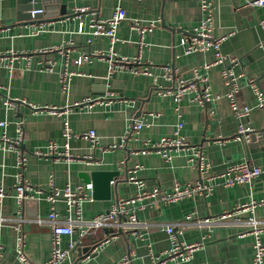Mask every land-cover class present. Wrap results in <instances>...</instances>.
<instances>
[{"label":"crops","instance_id":"crops-1","mask_svg":"<svg viewBox=\"0 0 264 264\" xmlns=\"http://www.w3.org/2000/svg\"><path fill=\"white\" fill-rule=\"evenodd\" d=\"M248 1L251 0H212L215 6L213 37H225L222 54L237 59L232 70L242 75L238 102L250 109L249 114L238 119L230 110L225 97L228 89L220 76L222 65H215L207 72L211 94L217 99L199 104L191 100L193 93L188 92L179 103L183 121L181 133L191 146L201 149L210 166L202 180L205 185L210 183L206 178L223 173L243 160L264 166V133L252 135L250 145L234 139L239 122L258 133L264 130V107H256L255 95L247 82L254 80L264 95V30L258 25L264 17V7L250 5ZM55 4L64 7V16L60 18L56 13L44 17L38 24H29L18 19L27 13L18 11L22 6L18 0H0V121L7 122L5 131L10 138L16 136L15 122L22 121L24 134L20 150L26 158L23 175L31 185L43 191L32 193L33 197L27 199L30 201L23 203L22 208L25 222L21 235L29 264H44L51 252L47 222L50 208L44 195L49 189L50 176L54 185L62 188L68 183L72 187L84 184L80 181L83 172L114 173L110 199L92 197L82 204V215L86 219L106 212L118 198L133 196L136 186L128 180L132 175L145 182L147 191L156 187L170 189L175 183H193L199 179L196 168L187 162L192 150L171 151V159L166 162L153 151L142 154L139 149L147 141L157 142L170 136L174 130L177 118L172 96L160 94L176 86V82L163 76L165 67L170 66L176 77L189 80L195 70L201 71V66L214 58L212 51L183 55L178 45L186 31L192 30L201 19L198 0L47 2L49 7ZM79 7H89L94 14L73 16V11ZM116 7L126 12V19L116 29L113 50L118 57L137 61L132 68L144 73L119 70L108 78L106 57L94 56L107 55L110 43L104 36L92 38L89 22L92 16L102 20L110 18ZM134 21L143 25L154 22L155 26L140 35L132 28ZM80 24L81 33L78 32ZM38 25L46 30L35 34ZM54 47H62L63 52L53 50ZM84 53L90 55L89 62L75 64L73 61ZM45 62H51V71L45 70ZM64 70L74 73L66 91L58 81V73ZM87 97L101 99L104 103L74 107ZM6 99L14 101L16 106L7 107ZM46 106L58 110L70 107L67 119L71 130L83 133L93 129L96 145L72 139L69 153L73 158L69 161L35 156L34 151H46L50 142H55L60 151L63 142V118L45 109ZM133 120L142 123L134 138L122 148L102 149L122 144V137ZM15 158L12 152L0 151V184L6 192L0 203L3 219L0 220V264H23L16 252L20 232L14 225L19 217L14 197L18 172ZM135 165L139 168L133 173ZM211 186L206 197L194 195L139 211L138 219L147 226L136 233L111 227L107 232L113 237L105 243L102 230L91 232L69 251L64 264H113L127 253L131 254V264H153L151 255H160L170 246L163 228L166 225L188 214L197 219L216 217L254 202L257 205L253 212L240 210L235 215L236 223L226 221L217 227H186L180 237L186 243H193L209 235L185 264H251L254 238L247 233L245 222L254 217L264 225V175L244 186L225 188L218 179L212 180ZM56 213L60 217L66 215L62 202L57 203ZM260 239L264 244V232ZM68 241V236H62L63 249L67 248Z\"/></svg>","mask_w":264,"mask_h":264},{"label":"built area","instance_id":"built-area-1","mask_svg":"<svg viewBox=\"0 0 264 264\" xmlns=\"http://www.w3.org/2000/svg\"><path fill=\"white\" fill-rule=\"evenodd\" d=\"M201 12V19L192 30L186 31V34L182 36L179 40V47L182 49L183 55H191L195 53H206L208 51L213 52V61L210 63L203 64L200 69L194 71L191 79L186 80L182 77H176L173 69L170 66L165 67L164 77L167 80H173L176 82V86L173 90H163L160 94L171 95L173 102L175 104L174 111L176 114V123L174 130L170 136L163 137L157 142L147 141L144 143V147L139 149L142 154L151 153L152 151L160 155L166 162L171 159V151H182L186 149L192 150L191 157L187 159V162L196 168L198 172L199 179L193 183L179 184L175 183L170 189L163 188H153L150 191L145 189V182L138 179L135 175H132L128 180L136 186V191L133 196L128 198H118L114 201L110 208L93 218L86 219L82 215V204L92 198V185L78 184L72 187L69 183L64 187L59 188L54 185L53 177L50 176L49 189L45 192V200L49 203L50 211L47 216V222L50 229V240H51V252L47 261L44 264H64L68 253L73 250L81 238L89 235L91 232L102 230L104 234V242L106 243L110 237L113 235L108 234V228L118 227L119 229L130 230L136 233L139 228L146 227L147 225L140 222L137 213L144 210L147 207L156 206H166L172 203H176L194 195H201L206 197L210 193L212 186L211 181L218 179L219 183L225 188L234 186H244L255 180L260 175H264V166H254L250 164L247 160H243L232 164L229 166L225 172L213 175L206 178L209 184H203L202 180L204 175L209 171V164L206 162L202 151L200 148L191 146L181 133L183 128V121L181 119V113L179 108V103L186 93H193L192 101L199 104L207 101L217 99V96H212L210 91V86L208 82V70L215 65H222L223 68L220 71L221 79L224 85L227 87V93L225 95L228 102L230 110L236 115L238 119L249 114L250 109L246 105H240L238 102L239 95V80L242 75H236L232 66L236 64L237 59L228 58L221 52V44L225 40V37L214 38L213 37V15L215 11V6L212 0H198ZM30 4H34L31 0ZM248 4L256 7H264V0H251ZM42 9L30 10L27 13L30 15V19L34 20L35 15L41 14ZM84 14L93 15L89 7H79L73 11V16L81 18ZM70 19V18H68ZM126 19V12L121 7H116L108 19H98L92 16L89 22V34L92 38L96 37H107L109 39L110 47L109 53L107 55L96 54L94 56L106 57L107 60V76L111 77L112 74L119 70H130L133 74L144 73L145 71H139L132 68V64L137 61H130L123 57H118L113 50V46L117 41L116 29L121 21ZM132 28L135 29L140 35L146 31H150L154 28L155 23L151 22L147 25H143L137 21L132 22ZM260 28L264 30V17L258 22ZM46 29L43 25H38L35 34L42 33ZM83 31L82 24L78 28V32ZM91 40V39H90ZM89 40V41H90ZM53 50L63 52L62 47H54ZM14 56L15 53L11 52ZM90 55L84 53L80 57L76 58L73 62L75 64H81L84 62H89ZM45 70H52L51 62H45ZM74 75L73 72L64 70L58 73V81L61 85L63 91L68 88L71 77ZM249 86L251 87L255 99L256 107H264V95L259 90L256 82L252 79L247 80ZM104 103L103 100L97 98H85L81 103H76L74 107L87 106L91 107L94 104ZM4 104L7 107L16 106L14 101L6 99ZM51 113L59 115L63 118L62 121V139L61 150L59 151L58 146L55 142H50L47 146L46 151H34V155L37 157L53 158V160H58L60 158H65L70 160L73 156L69 153L70 141L72 139H83L95 146L96 135L93 129H90L83 133H76L71 130L69 125L67 115L70 112V107H65L62 110H58L56 107H48ZM212 114V112H210ZM6 121H0V151L12 152L16 159V185L14 186V197L19 206V217L15 220V229L20 232L17 237V256L23 264H29L28 259L24 252V238L21 235L22 225L25 222L23 216V203L27 199L33 197L32 193L39 194L43 191L37 187L31 185L24 178V169L26 165V158L22 151L20 150V145L23 139V123L22 121L15 122V132L16 136L10 138L6 134ZM142 128V123L133 120L129 126V130L122 137V144H112L102 149H116L122 148L126 143L134 138L135 135ZM262 135V132H257L254 129L243 125L239 122L237 125V130L234 135L235 140L244 142L247 145L252 144L251 136ZM89 159V157H87ZM139 168L135 165L132 169L134 173ZM6 196L4 187L0 184V203ZM62 202L66 209V215L63 217L58 216L56 213L57 203ZM257 204L251 202L249 205H243L238 207L236 210L231 212H224L216 217H208L204 219H197L192 214L186 215L183 219L177 221L174 224L166 225L164 231L167 233L170 241L169 248L161 253L160 255H151L153 264H185L190 261L194 251L201 248L206 242L209 235L203 236L199 241L193 243H186L181 240V235L186 227L197 226V227H212V226H222L226 224V221L236 223L235 215L239 213L240 210H248L253 212V209ZM0 220L3 221L2 218ZM39 221V220H38ZM245 225L248 227L247 233L252 235L254 238L252 249V261L251 264H263L264 262V244L262 243L260 237L264 232V225L250 217L246 220ZM62 236H68L69 241L66 249H63L60 245ZM132 258L131 254L127 253L122 256L119 260L113 264H131ZM73 264H81L80 262Z\"/></svg>","mask_w":264,"mask_h":264},{"label":"water","instance_id":"water-1","mask_svg":"<svg viewBox=\"0 0 264 264\" xmlns=\"http://www.w3.org/2000/svg\"><path fill=\"white\" fill-rule=\"evenodd\" d=\"M31 0H18V4H22L18 9L19 12H28L32 9L38 10L42 9L41 14L35 15V19L31 20L29 13H25L18 17L19 20H25L29 24H38L41 22V19L44 17L56 14L61 18L65 15L66 11L64 7H58L56 4L53 7L47 5L48 0H33L34 4H30ZM27 3V4H26ZM264 133V130L262 131ZM114 173L112 171H92V172H83L80 174V181L84 184L90 183L92 185V197L94 199H103L108 200L111 196V186L110 182ZM30 200H26L24 203H27ZM80 249V248H79Z\"/></svg>","mask_w":264,"mask_h":264}]
</instances>
